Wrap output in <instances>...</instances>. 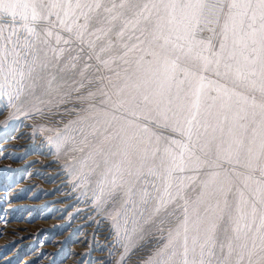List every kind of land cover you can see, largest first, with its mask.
Segmentation results:
<instances>
[{
	"label": "rangeland",
	"instance_id": "1",
	"mask_svg": "<svg viewBox=\"0 0 264 264\" xmlns=\"http://www.w3.org/2000/svg\"><path fill=\"white\" fill-rule=\"evenodd\" d=\"M157 2L140 0L149 5ZM219 33V27L215 33L207 28L196 33V40L211 39L214 46L203 53L211 61L207 65L185 58L179 50L172 54L173 59L180 56L183 69L173 80L167 78L171 66L166 67L162 59L137 63L143 53L131 52L128 64L122 60L109 64L120 73L119 79L102 70L111 83L96 80L98 64L93 59L87 72L92 83L76 91L73 81H80L78 71L60 72L66 54L58 66L37 69L32 77L25 67L23 80L4 87L0 96V264H183L185 206L191 249L197 209L202 211L207 194L221 183L231 185V200L238 196L237 189L245 200H259L255 190L264 181V158L249 160L241 154L237 162L229 149L228 129L239 132V125L246 123L259 133L264 77L257 71L242 78L237 69H246L229 60L227 53L218 66L212 52H219ZM71 48L78 45L72 43ZM88 54L85 47L78 69ZM225 63L232 65L230 71ZM53 75L56 80L49 86ZM88 92L95 94L89 97ZM84 135L87 140L81 143ZM181 143L188 145L186 171L174 175L169 191L176 195L179 186L182 199H169L149 186L152 196L145 203L138 194L128 197L124 187L112 188L108 183L121 161L124 169L131 161L135 172L139 156L155 153L158 166L169 152L180 153ZM45 159L50 162L44 164ZM124 179L131 180L137 193L144 186L126 172ZM116 183H121L119 175ZM170 239L172 245L165 248ZM192 258L189 251V261Z\"/></svg>",
	"mask_w": 264,
	"mask_h": 264
},
{
	"label": "snow or ice",
	"instance_id": "2",
	"mask_svg": "<svg viewBox=\"0 0 264 264\" xmlns=\"http://www.w3.org/2000/svg\"><path fill=\"white\" fill-rule=\"evenodd\" d=\"M217 27L220 38L219 52H212L216 57L215 63L219 66L220 57L227 53L229 60L237 65L243 64L246 69H237L242 78L256 75L257 71L264 77V0H159L151 5L142 4L140 0H0V96L4 94L5 86L23 80L25 67L27 75L32 77L37 69L47 71L50 67L58 66L66 54L67 61L60 72L78 71L80 81H73L77 84L76 91L92 83L87 72L93 67V59L98 64L96 80L111 83L102 70L107 69L119 79L120 73L109 68V64L119 60L128 64L126 58L131 52L143 53L137 63L151 64L153 60L162 59L166 67L171 66V74L167 78L173 80L175 73L183 70L178 63L180 56L172 58L177 50L185 58L203 60L205 65L211 63L203 55L214 47L211 39L203 41L195 37L197 31L207 28L215 33ZM173 35L175 40L172 39ZM72 43H76L78 48L72 49ZM85 47L89 54L83 68L78 69V60ZM73 51L77 52L76 56L70 55ZM149 56L153 59L147 60ZM224 67L230 71L232 65L225 63ZM17 77L20 79L17 80ZM55 80L56 76L53 75L49 86ZM261 90L264 91V85ZM94 94L88 92L89 97ZM163 94L161 92V96ZM144 99L148 100V97ZM260 108L264 112V103L260 104ZM80 131L83 133V129ZM220 131L223 132V128ZM228 133L232 138L229 149L237 162L241 154L249 160L264 158V119L259 133L256 128L249 129L246 123L239 125V132H233L229 127ZM90 134L95 135V132ZM188 135L191 138L190 130ZM110 136H105L104 140H109ZM85 140L87 135H84L81 143ZM180 148V153L169 152L167 159L161 160L158 166L155 164V153L139 156L135 162V172L131 161H128L127 169L122 167L124 161H121L120 165L115 166V173L108 183L112 188L124 187L128 197L138 194L145 203L152 196L149 186L157 194L163 191L169 199H182L179 186L176 195L169 191L173 187L174 175L186 171L184 150L188 149V145L181 143ZM124 155L127 159V154ZM105 163H108L107 159ZM125 172L128 177L135 176L143 182L144 186L138 193L131 180L124 179ZM261 172L264 174V168ZM117 175L121 179L119 185L116 183ZM232 192L230 184L221 183L207 194L208 202L202 211L197 209L192 222L194 235L191 249L189 209L184 207L183 264H264V181L255 190L260 196L259 200H245L243 191L239 189L238 196L231 200ZM176 236L180 237L179 231ZM172 243L170 239L165 248ZM189 251L193 257L191 261L188 259ZM161 264L168 262L162 261Z\"/></svg>",
	"mask_w": 264,
	"mask_h": 264
},
{
	"label": "bare ground",
	"instance_id": "3",
	"mask_svg": "<svg viewBox=\"0 0 264 264\" xmlns=\"http://www.w3.org/2000/svg\"><path fill=\"white\" fill-rule=\"evenodd\" d=\"M50 162V159H45V161H44V164H46V163H49ZM9 199V198H8ZM7 200V199H6ZM8 201V200H7ZM13 204V203H12ZM12 204H9V205H12ZM13 207V206H12ZM4 223V222H3ZM103 224V223H102Z\"/></svg>",
	"mask_w": 264,
	"mask_h": 264
}]
</instances>
